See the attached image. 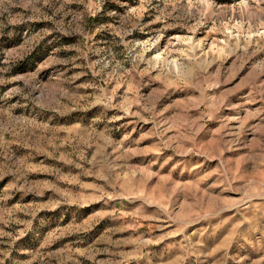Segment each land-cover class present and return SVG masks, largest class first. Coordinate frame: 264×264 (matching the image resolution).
<instances>
[{"label": "rangeland", "instance_id": "1", "mask_svg": "<svg viewBox=\"0 0 264 264\" xmlns=\"http://www.w3.org/2000/svg\"><path fill=\"white\" fill-rule=\"evenodd\" d=\"M0 264H264V0H0Z\"/></svg>", "mask_w": 264, "mask_h": 264}]
</instances>
